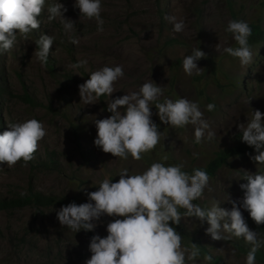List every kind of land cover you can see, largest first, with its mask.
<instances>
[{
  "label": "rangeland",
  "instance_id": "obj_1",
  "mask_svg": "<svg viewBox=\"0 0 264 264\" xmlns=\"http://www.w3.org/2000/svg\"><path fill=\"white\" fill-rule=\"evenodd\" d=\"M55 2L67 8L63 15L74 22L73 32H65L60 18L48 22L47 7ZM101 3L104 30L98 32L95 19L80 16L74 0H46L45 11L38 17L39 29L33 30L27 40L17 34L14 47L0 53L1 134L8 130L9 121L31 118L41 121L47 131L35 158L26 167L23 161L12 168L0 163V197L25 192L28 187L53 196L47 205L0 208V264H85L91 256V237L106 236L107 223L120 217L102 216L95 222L94 230L73 233L61 226L56 217L61 206L89 202L86 192L97 190L105 178L116 182L122 168H128V174L133 175L142 173L153 162L165 166L183 163V170L191 174L192 166L203 165L216 149L233 143L234 134L239 131L237 125L246 123L252 110L264 113V39L250 44L253 60L246 67L223 53L224 47L238 46L225 32L229 20L256 22L264 30V0ZM168 16L183 19L184 31L174 32ZM43 34L54 38L47 64L40 63L35 55V40ZM70 36L78 44L71 43ZM217 44L220 51L216 50ZM194 48L206 53V58L196 62L204 74L188 76L182 61ZM80 60H87V64L74 67ZM115 65L124 71L114 85L117 90L108 98L102 96L96 103L84 104L78 85L89 79L92 71ZM150 80L164 89L160 102L165 97L199 102L215 137L208 140L206 132L202 143H195L192 125L171 128L159 120L152 105L151 119L162 139L154 150L142 154L141 160H123L95 146L94 121L111 115L107 111L109 100L138 91L142 83ZM209 103L216 105L215 111L206 110ZM254 154L251 151L229 156L209 176L203 196L193 203L206 209L216 204L231 209L229 199L239 202L243 198L239 185L247 183L242 177L245 171L264 173V165L250 159ZM47 157L52 158V164ZM241 211L247 220L248 212L242 208ZM180 212L183 214L184 210ZM176 226L187 235L182 236V247L190 248L194 243L211 256H219L222 264H245L246 255L239 253L230 241L213 240L206 233V221L201 223L185 216ZM205 257L201 252L195 264H215Z\"/></svg>",
  "mask_w": 264,
  "mask_h": 264
},
{
  "label": "clouds",
  "instance_id": "obj_2",
  "mask_svg": "<svg viewBox=\"0 0 264 264\" xmlns=\"http://www.w3.org/2000/svg\"><path fill=\"white\" fill-rule=\"evenodd\" d=\"M46 0H0V53L10 51L17 42V34L27 40L33 30L40 27L38 17L45 11ZM80 16L95 19L97 31L103 32L104 20L101 17V0H74ZM67 8L55 2L47 7V20L52 22L60 18L66 33L75 30L72 20L64 17ZM173 25L174 32H183L185 22L175 16L166 17ZM225 32L231 34L236 47H224L223 53L237 58L242 67L253 60V51L249 44L252 29L246 21L229 20ZM73 44L78 40L70 36ZM54 38L41 35L35 40L36 59L47 64ZM220 51V46L216 45ZM206 58V53L194 48L182 61L186 75H203L204 69L197 66V61ZM87 60L78 61L74 67L80 68ZM124 76L120 65L103 66L90 73V78L78 85L79 95L84 104H93L102 96L107 98L117 89L115 83ZM164 89L152 80L142 83L138 91L111 99L107 118L94 121L96 137L94 145L104 153L114 157L139 161L142 154L149 153L161 142L162 133L151 119L154 105L159 120L171 128L194 127V142L199 144L205 138L212 140L216 133L210 130L208 120L204 118L199 102L186 98L172 100L163 96ZM249 103V101H248ZM216 105H206L208 112L215 111ZM123 109V112L120 110ZM264 113L252 110V116L246 123L237 125L241 140L254 149L250 159L264 165ZM8 130L0 134V163L9 168L23 161V166L32 161L39 148V142L47 131L44 124L35 119L8 123ZM164 138V136H163ZM196 155L195 153L193 154ZM167 160V157H164ZM184 164L165 166L153 162L139 174L129 175L128 168L119 171V179L112 182L105 178L98 183V189L86 192L89 202L69 203L56 211L61 226L73 233L94 230L102 216L120 217L107 223V235H93L88 248L90 258L85 264H195L201 252L196 244L190 248L182 247V236L172 225H178L183 217H193L201 223L207 222L206 233L213 240L229 241L243 239L251 245L245 257V264H256V253L264 246V238L257 231L248 227L241 208L248 212L255 224H264V173L245 171L242 176L247 183L239 187L243 198L237 202L229 199L231 209L218 207L202 208L193 201L203 196L209 185V175L205 170L193 169L190 174L183 170ZM21 196L27 195L21 192ZM228 199V198H227ZM239 204V206H238ZM183 209V214L180 212ZM211 256L205 260L210 261Z\"/></svg>",
  "mask_w": 264,
  "mask_h": 264
},
{
  "label": "trees",
  "instance_id": "obj_3",
  "mask_svg": "<svg viewBox=\"0 0 264 264\" xmlns=\"http://www.w3.org/2000/svg\"><path fill=\"white\" fill-rule=\"evenodd\" d=\"M250 28L252 29V35L249 37V44H253L259 42L260 40L264 39V30L263 28L256 22H248ZM28 98V96H27ZM1 134V130H0ZM233 143L218 148L214 151V154L209 158L203 165H195L190 168V172L192 173L193 169H202L205 170L209 176H212L216 169L224 164L227 158L231 155L239 154V153H246L254 151V149L248 146L241 140V134L237 131L234 134ZM52 155V153H50ZM47 162L53 163L52 158L47 157ZM27 195L21 196V192H17L15 194H11L8 196H1L0 197V208H11L16 206H24V205H47L53 199V196L50 194H42L32 188L28 187L25 191ZM62 200V199H61ZM60 201V200H59ZM61 202H64L63 200ZM248 227L254 231H257L261 238H264V224L257 225L254 221L249 217L247 220ZM171 224V222H170ZM177 232L181 234L184 238H187L185 232L179 229L176 225H172ZM184 241V240H183ZM191 242H194L190 238ZM232 246L241 254L247 255V252L250 250L251 245L246 243L242 238L229 240ZM201 252L204 253L205 256H211V254L200 246ZM215 264H222L219 259V256H211ZM256 264H264V246H262L256 253Z\"/></svg>",
  "mask_w": 264,
  "mask_h": 264
}]
</instances>
